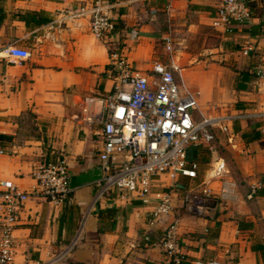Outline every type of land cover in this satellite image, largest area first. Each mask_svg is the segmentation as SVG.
<instances>
[{
  "label": "crops",
  "instance_id": "obj_1",
  "mask_svg": "<svg viewBox=\"0 0 264 264\" xmlns=\"http://www.w3.org/2000/svg\"><path fill=\"white\" fill-rule=\"evenodd\" d=\"M247 1L249 22L223 32L212 26L218 0H108L115 30L96 39L89 13L76 12L91 0H0V134L8 136L0 137V178L18 189H32L33 169L55 153L63 155L69 175L97 165L98 127L78 125L73 115L82 98L111 89L118 58L142 73L154 59L172 65L180 92L196 96V117H227L232 132H218L224 138L219 153L216 140L212 148H190L192 160L203 165L199 183L214 193L221 178L234 184L213 216L177 208L154 218L151 205L140 200L93 203L94 186L86 184L62 204L24 203L12 232L13 264H157V239L172 220L185 264H264V79L250 73L264 65V0ZM247 41L255 51L244 56L240 48ZM9 46L29 56L16 61ZM219 51L232 56L234 68L201 55ZM220 67L223 78L214 71ZM210 102L222 108L213 113ZM26 112L35 133L19 135L17 117ZM201 151L207 154L202 159ZM216 159L224 170L214 175Z\"/></svg>",
  "mask_w": 264,
  "mask_h": 264
},
{
  "label": "built area",
  "instance_id": "obj_2",
  "mask_svg": "<svg viewBox=\"0 0 264 264\" xmlns=\"http://www.w3.org/2000/svg\"><path fill=\"white\" fill-rule=\"evenodd\" d=\"M76 12L89 13V31L96 39L113 34L115 23L109 14L108 0H91L88 8L80 7ZM212 18V26L226 32L237 25L244 26L251 14L242 0H218ZM6 51L16 61L29 56L27 50L16 46L7 47ZM254 51L250 41L240 48L244 56ZM117 68L111 89L82 98L73 115L78 125L98 127L97 165L101 177L91 183L93 203L140 200L151 205L154 218L177 208L194 216H213L216 203L230 198L233 182L221 178L214 193L206 183L192 186L181 179L192 181L197 177V162L187 158L190 148H212L217 132L232 133L228 131L227 117L197 118L196 96L180 92L172 65L163 60H152L149 73L132 68L124 58H118ZM251 72L264 79V65L254 66ZM3 152L0 146V154ZM223 170V161L216 159L214 175ZM69 176L63 155L55 153L33 169L35 186L30 190H20L10 180L0 178V264H13L12 232L24 203L30 199L64 203L71 191ZM176 227V220H172L159 235L157 244L162 255L157 264H185ZM143 238L149 244V237ZM198 264L224 263L209 259Z\"/></svg>",
  "mask_w": 264,
  "mask_h": 264
},
{
  "label": "rangeland",
  "instance_id": "obj_3",
  "mask_svg": "<svg viewBox=\"0 0 264 264\" xmlns=\"http://www.w3.org/2000/svg\"><path fill=\"white\" fill-rule=\"evenodd\" d=\"M122 45V39L120 38V40H117L115 46L116 47H120ZM202 56H212L213 55V58H211L212 61L216 62L217 64L219 65H222V66H225L227 67L228 69L231 70V68L235 67V60H233L232 56H228V54L226 55L224 52H215V53H205V54H201ZM222 68H217L215 71V74L218 76V77H225V74L222 72L221 70ZM228 71V70H226ZM224 93L225 91V87L224 85H222V89H221ZM207 110H210L211 112L215 113L216 110H219V108L221 109L222 107L218 104V103H213V102H210L208 105H207ZM228 110V109H227ZM17 121H18V124H19V135H28V134H34L35 133V128H34V121H33V115L32 113L30 112H26L24 114H21L19 115V117H17ZM216 143L214 145V149L219 153L221 148L219 145H223V136L221 134H219L218 132L216 133ZM207 154L204 152V151H201L199 153V157L197 158H204L206 157ZM199 159V160H200ZM201 162V161H200ZM197 171H198V176L197 178H195L194 180H192L190 183L192 186L196 185L197 183L201 182L202 180V177H203V165H198L197 166ZM179 209V208H178ZM181 210V209H180ZM190 215V214H189ZM180 246V245H179Z\"/></svg>",
  "mask_w": 264,
  "mask_h": 264
},
{
  "label": "water",
  "instance_id": "obj_4",
  "mask_svg": "<svg viewBox=\"0 0 264 264\" xmlns=\"http://www.w3.org/2000/svg\"><path fill=\"white\" fill-rule=\"evenodd\" d=\"M101 177V169L98 165L92 166L77 174L69 176V188L72 190L78 186L91 184Z\"/></svg>",
  "mask_w": 264,
  "mask_h": 264
},
{
  "label": "trees",
  "instance_id": "obj_5",
  "mask_svg": "<svg viewBox=\"0 0 264 264\" xmlns=\"http://www.w3.org/2000/svg\"><path fill=\"white\" fill-rule=\"evenodd\" d=\"M242 1H243V3L249 8V10H250V14H251V4L249 3V1H247V0H242ZM114 30H115V27H114ZM114 30H113V32H114ZM250 73L253 74L252 72H250ZM0 137L3 138V139H6L8 136L0 134ZM193 153H194V149H190V150H188L187 158H188L189 160L194 159V157H193ZM195 161H196V160H195ZM70 192H71V191H70ZM70 192H69V195H70ZM66 201H68V199H66L64 202H66Z\"/></svg>",
  "mask_w": 264,
  "mask_h": 264
}]
</instances>
